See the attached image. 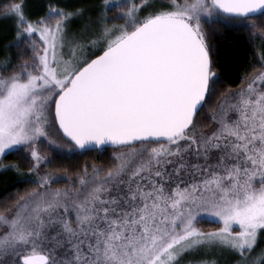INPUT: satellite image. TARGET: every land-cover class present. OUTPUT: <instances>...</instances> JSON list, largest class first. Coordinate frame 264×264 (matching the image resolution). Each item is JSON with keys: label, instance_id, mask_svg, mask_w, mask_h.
Returning a JSON list of instances; mask_svg holds the SVG:
<instances>
[{"label": "snow or ice", "instance_id": "1", "mask_svg": "<svg viewBox=\"0 0 264 264\" xmlns=\"http://www.w3.org/2000/svg\"><path fill=\"white\" fill-rule=\"evenodd\" d=\"M24 9L5 10L10 47L32 55L0 64V170L32 187L0 194V264H215L217 250L264 264V50L201 116L222 83L208 29L264 40V0H101L75 32L83 8ZM107 147V167H55ZM205 218L220 226L204 231Z\"/></svg>", "mask_w": 264, "mask_h": 264}, {"label": "trees", "instance_id": "2", "mask_svg": "<svg viewBox=\"0 0 264 264\" xmlns=\"http://www.w3.org/2000/svg\"><path fill=\"white\" fill-rule=\"evenodd\" d=\"M21 2V0H0V64L10 58L12 66L15 67L20 62L21 58L31 61V52L28 51L27 44L22 47H10L16 39V22L11 18H5L6 7L10 3ZM26 7L30 5L37 6V12L33 15V20L44 16L48 11L49 4H55L63 8H76L86 5H99L101 0H23ZM259 24H264V21H257ZM208 31L214 32L210 36V43L213 47V60L215 62V70L217 76L222 83L217 86L216 93L211 97L205 106L202 117H211L214 110H218L225 92H238L241 87L245 86L248 78L254 74V69L259 68L260 47L262 39L250 35L246 28L240 26L220 27L213 26V29ZM11 70V69H10ZM206 123L212 126L210 119H206ZM208 131V128L202 129ZM53 136L59 133L55 128L52 129ZM40 150L43 154L51 156L47 143L41 144ZM67 151V149H65ZM114 149L101 151H89L85 153H77L73 158L58 161L57 169L67 168L69 173L80 171L85 165L91 170L92 165L98 167H107L112 161ZM71 155V154H70ZM5 163H21L22 171L27 173V165L20 160L16 155H9L5 159ZM51 170V169H46ZM74 178V177H73ZM56 187H64V184L55 185ZM32 185L21 184L18 182V174L15 171H5L0 173V194L2 198L7 196H15L17 192L23 193L29 190ZM204 231H211L220 225L209 222V220H201L197 225ZM264 248V237L258 239L257 251ZM239 257H233L229 261H218L215 264H238Z\"/></svg>", "mask_w": 264, "mask_h": 264}, {"label": "rangeland", "instance_id": "3", "mask_svg": "<svg viewBox=\"0 0 264 264\" xmlns=\"http://www.w3.org/2000/svg\"><path fill=\"white\" fill-rule=\"evenodd\" d=\"M72 1H75V0H72ZM96 7L95 5L91 4V5H86V6H83L81 8H83L85 10V18H87V21L85 18H82V19H78V20H75L72 25H71V29L73 32L75 31H79L86 22H93L96 20ZM37 6L36 5H30L29 7H26L25 6V13L26 15L33 20V15L37 12ZM5 18H9L11 19L10 16H5ZM13 19V18H12ZM14 20V19H13ZM15 21V20H14ZM16 22V21H15ZM264 50V40H262V44H261V47H260V54H261V51ZM94 51H98V50H94ZM2 172H5L4 170H0V173ZM206 220H209V218H205ZM233 257H239L238 254H235V253H230L228 251H215L213 253H210L208 255V259L210 260H213L215 261V263L218 261H223L226 262V261H229L231 258ZM186 259H192V257H187Z\"/></svg>", "mask_w": 264, "mask_h": 264}, {"label": "water", "instance_id": "4", "mask_svg": "<svg viewBox=\"0 0 264 264\" xmlns=\"http://www.w3.org/2000/svg\"><path fill=\"white\" fill-rule=\"evenodd\" d=\"M107 149H113V148H111V147H107ZM87 152H89V151H87Z\"/></svg>", "mask_w": 264, "mask_h": 264}]
</instances>
